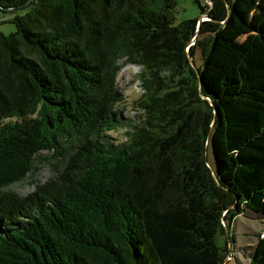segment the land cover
<instances>
[{
    "label": "trees",
    "instance_id": "1",
    "mask_svg": "<svg viewBox=\"0 0 264 264\" xmlns=\"http://www.w3.org/2000/svg\"><path fill=\"white\" fill-rule=\"evenodd\" d=\"M29 1L0 0V264H221L223 221L264 218V0Z\"/></svg>",
    "mask_w": 264,
    "mask_h": 264
},
{
    "label": "rangeland",
    "instance_id": "2",
    "mask_svg": "<svg viewBox=\"0 0 264 264\" xmlns=\"http://www.w3.org/2000/svg\"><path fill=\"white\" fill-rule=\"evenodd\" d=\"M208 1L201 0L203 4ZM177 3L176 23L199 16L200 9L195 0H177ZM9 16L8 13L0 11V20L7 19ZM204 17L206 16H203L202 19ZM0 29L8 33L14 29V25L4 21L0 24ZM195 62L200 63L198 52L195 54ZM138 71V66L126 65L121 68L118 77V87L124 99L121 108L127 115L139 116L142 112V109L136 103L143 92L138 78ZM124 129L111 130L109 134L117 142H122L126 139ZM41 154V161L36 163L33 173L29 177L11 184L10 188L19 194H26L33 191L37 184H42L54 176L55 169L51 161L52 158L49 157L47 151H42ZM208 158L211 159L210 150L208 151ZM257 215L259 214L246 210V212L237 215L232 222L223 221L225 229L218 233L217 238L218 245L224 250L221 264H249V253L257 238L264 234V218Z\"/></svg>",
    "mask_w": 264,
    "mask_h": 264
},
{
    "label": "water",
    "instance_id": "3",
    "mask_svg": "<svg viewBox=\"0 0 264 264\" xmlns=\"http://www.w3.org/2000/svg\"><path fill=\"white\" fill-rule=\"evenodd\" d=\"M32 0H30L29 2H27L26 4H24V5H22L21 7H26L27 5H29V3L31 2ZM201 21V19L199 20V22ZM190 44H191V42H190ZM190 62H191V64H193V60L192 59H190Z\"/></svg>",
    "mask_w": 264,
    "mask_h": 264
},
{
    "label": "built area",
    "instance_id": "4",
    "mask_svg": "<svg viewBox=\"0 0 264 264\" xmlns=\"http://www.w3.org/2000/svg\"><path fill=\"white\" fill-rule=\"evenodd\" d=\"M205 18V17H204Z\"/></svg>",
    "mask_w": 264,
    "mask_h": 264
}]
</instances>
